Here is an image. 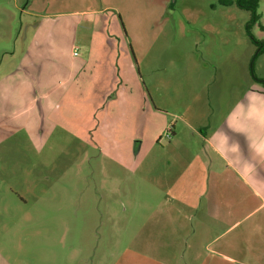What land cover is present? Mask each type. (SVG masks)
<instances>
[{"label":"rangeland","instance_id":"374dc122","mask_svg":"<svg viewBox=\"0 0 264 264\" xmlns=\"http://www.w3.org/2000/svg\"><path fill=\"white\" fill-rule=\"evenodd\" d=\"M14 1L0 0V74L24 51L49 54L52 108L23 107L26 91L0 105V264H264V209L231 164L238 146L230 163L209 144L240 146L243 118H264L252 90L264 0L251 33V12L219 0H34L52 12L37 27ZM197 185L217 198L213 227L193 214ZM162 212L185 224L179 260L145 246ZM213 246L237 261L210 258Z\"/></svg>","mask_w":264,"mask_h":264},{"label":"crops","instance_id":"0c3cea01","mask_svg":"<svg viewBox=\"0 0 264 264\" xmlns=\"http://www.w3.org/2000/svg\"><path fill=\"white\" fill-rule=\"evenodd\" d=\"M15 7L20 9L21 11L35 16L39 17V21L36 24V27L41 25L42 20L45 19H52V12H45L44 10H40L38 8V5H34V0H15ZM105 7H111V6H105ZM85 10H82L81 12H84ZM74 12H79L78 10H73ZM9 25V20H6L5 26ZM34 38L31 39V41ZM34 41V40H33ZM45 43L49 42V44H52V34L50 36L45 38ZM39 43V41H35ZM52 48V45H51ZM41 49H46V47H43ZM77 50V47L74 48V51ZM74 51L72 52V55H74ZM8 51L3 52L0 55V70H1V61ZM44 58V62H42V59ZM49 54L48 56H44V53L40 50H34V51H28L23 52V55L20 56L17 63L12 67L8 69L5 73L0 74V97L2 94H7V96L3 97V101H0V105L3 103H9L12 100H15L16 97L20 96L23 91H26L24 94L25 98H22L24 100V106H44L46 108L45 114L47 111L52 108V103L50 105L49 102H47L46 98L49 96L50 92L52 91V64H49L45 60H50ZM7 76L5 79L3 78L4 75ZM5 82L2 84V81ZM7 84L4 87V84ZM257 86L256 88L253 87V91L256 93L264 92V87ZM5 90V92H3ZM31 92H37V95L31 94ZM30 94V95H29ZM248 95V94H247ZM44 99V102L42 105H40V100ZM247 100V96H246ZM263 104L264 101L260 100V106L263 110ZM253 105L255 106V109L257 110V113H259L260 107H259V100L256 99V101H253ZM33 112V111H32ZM31 112V113H32ZM250 117L252 119V122H250ZM243 118V123L239 129V133H241V142L240 146L238 142L233 141L231 139V145L230 148H228V145L225 144V148H221L218 144L216 145L213 143V141L210 139L209 144L214 147V149L219 153L221 157L226 159L228 162H230L228 156L232 151L233 147L238 146V151L235 153H239L240 159L238 163H231L234 166V171L240 176V179L242 180V183L245 188L249 189L251 191L252 196L259 202V205L257 208L260 207V209H264V118L262 116H259L257 114L256 116H250ZM227 122V121H226ZM226 124V123H225ZM238 127V126H237ZM232 128V129H231ZM229 127L228 123L225 125L224 129L225 132L223 134L224 140H229L228 135H231L230 131H233V127ZM20 129V128H19ZM238 131V130H237ZM263 140V141H262ZM252 145L254 149L256 150V160H254L252 157L250 158V151L249 145ZM256 147V148H255ZM255 156V155H254ZM262 165V166H261ZM195 184V183H194ZM194 186V185H193ZM204 190L200 188V186L197 185L196 189L193 191V202L195 204L194 209V215L196 217V220L200 223L203 221L208 227L215 226V222L221 220L222 216H219L217 214L216 209L214 207L217 203L216 197H207L205 196ZM256 208V209H257ZM255 209V210H256ZM247 213L246 216H248L251 212ZM264 211V210H263ZM226 214V212L224 211ZM264 213V212H263ZM177 214L171 213V212H165L160 213V219H162V236L161 238L156 242L153 240V242L150 245H145L146 248L149 250H160L162 252L163 257L165 258H173L176 256L182 258V254L179 256V252H182V248H179V235L183 234V231L185 229V224L183 222L182 218H179L178 216H175ZM240 220H236L233 222L225 231L217 234L211 242L213 243L216 241L217 236H222V234H228L230 230H232L234 227L238 226ZM199 232L200 230L198 227L196 228ZM198 233L194 234L197 235ZM260 238L255 242V244L261 245V248L264 250V236L261 232L259 234ZM218 241V240H217ZM193 245V251L198 250V245L195 246V243ZM144 246V247H145ZM243 250L245 251V245L242 243ZM213 248L210 255V258L216 257V255H219L226 261H237L235 257L232 255L220 252L218 251L214 246L210 247ZM251 250V249H249ZM150 257V256H146ZM148 259V258H146ZM150 260V259H149ZM215 260V259H214ZM151 263L154 262V260H150ZM179 262V261H177Z\"/></svg>","mask_w":264,"mask_h":264},{"label":"trees","instance_id":"16d2710c","mask_svg":"<svg viewBox=\"0 0 264 264\" xmlns=\"http://www.w3.org/2000/svg\"><path fill=\"white\" fill-rule=\"evenodd\" d=\"M219 2L224 5H231L235 3L239 7L249 10L251 12V19L247 23V31L249 33H251L250 29L253 24H255L261 17V14L258 12L259 0H219ZM261 51L262 50L260 49L258 53H260Z\"/></svg>","mask_w":264,"mask_h":264},{"label":"built area","instance_id":"2783aa9c","mask_svg":"<svg viewBox=\"0 0 264 264\" xmlns=\"http://www.w3.org/2000/svg\"><path fill=\"white\" fill-rule=\"evenodd\" d=\"M77 53H78V51H77V50H75V51H74V55H77Z\"/></svg>","mask_w":264,"mask_h":264}]
</instances>
